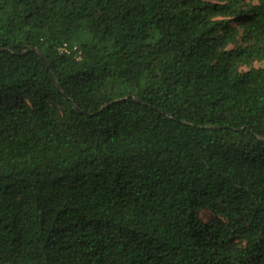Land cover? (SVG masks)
<instances>
[{
  "label": "trees",
  "instance_id": "16d2710c",
  "mask_svg": "<svg viewBox=\"0 0 264 264\" xmlns=\"http://www.w3.org/2000/svg\"><path fill=\"white\" fill-rule=\"evenodd\" d=\"M254 63L264 0H0V264H264Z\"/></svg>",
  "mask_w": 264,
  "mask_h": 264
},
{
  "label": "rangeland",
  "instance_id": "374dc122",
  "mask_svg": "<svg viewBox=\"0 0 264 264\" xmlns=\"http://www.w3.org/2000/svg\"><path fill=\"white\" fill-rule=\"evenodd\" d=\"M264 66V63H254L252 65V67L254 68H259V67H263ZM246 68H243V70H245ZM205 217V216H204ZM208 217H205V219H207Z\"/></svg>",
  "mask_w": 264,
  "mask_h": 264
}]
</instances>
